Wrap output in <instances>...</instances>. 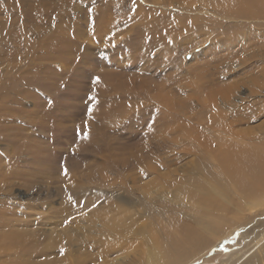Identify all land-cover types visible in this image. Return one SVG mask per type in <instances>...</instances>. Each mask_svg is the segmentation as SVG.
Listing matches in <instances>:
<instances>
[{"label": "rangeland", "instance_id": "374dc122", "mask_svg": "<svg viewBox=\"0 0 264 264\" xmlns=\"http://www.w3.org/2000/svg\"><path fill=\"white\" fill-rule=\"evenodd\" d=\"M222 3L0 0V126L26 130L10 138L34 183L0 204L48 264L139 260L177 220L197 227L187 205L201 184L212 195L196 213L228 229L184 264H227L264 232V201L241 208L210 173L222 138L264 152V19L214 15Z\"/></svg>", "mask_w": 264, "mask_h": 264}, {"label": "bare ground", "instance_id": "6f19581e", "mask_svg": "<svg viewBox=\"0 0 264 264\" xmlns=\"http://www.w3.org/2000/svg\"><path fill=\"white\" fill-rule=\"evenodd\" d=\"M260 2L262 3H255L250 0H223L222 5L217 4L216 6H213L211 11L215 13L214 15L225 16L232 19H244L245 16L249 19L260 20L264 19V0H260ZM177 20L179 19H176L173 16L172 24L174 29L181 25V22L177 23ZM177 24L179 25L177 26ZM193 25L194 24L192 23L187 24L185 27L186 32H188L191 28H195ZM258 86V92L264 89L263 83ZM258 113L259 112H257V115ZM25 131L26 130H22V133ZM22 133L14 130L12 126H0V142H4L5 144L2 151L3 155L0 156V163L4 160L6 162V165H0V195L2 193L8 194L14 187H29L31 184H34L31 183L32 178L30 176L27 175V177H24V175L20 174V172L16 170L18 166L15 158L18 154V147L22 148L24 145L20 146L19 144L16 147L13 143L14 140L12 141L10 136L14 138H23L25 135ZM231 137L232 139L222 138L218 146L211 150L213 162L210 161L209 164L211 170L210 173L216 176L214 178L212 176L211 177L216 180L217 187L221 184L224 185L225 182H227L231 184L235 190L241 192L247 203H241L240 207H246L247 210H250L255 208V206L259 207V204H261L260 202L264 201V152L254 149L249 150L238 143H234L236 140L235 135ZM260 143H262V141H260ZM27 144L34 153L33 146L29 143ZM14 148H16V151L13 150ZM29 148L27 153H29ZM40 148L44 149L42 145ZM8 152V156H5V153ZM40 157V162L44 163L46 158L44 155ZM14 166L15 168L11 169ZM226 190L227 188L223 189L224 193H226ZM197 191L198 194L195 196L197 199L193 197L194 195L192 193H189L190 196L188 198H191V201L194 199V201H192V203H188L187 215L191 219V222H193V225H197V227L199 226L200 230H198L197 227H192L188 224L186 226L178 225L180 222L177 220L176 229L174 228V231H171V234H173L171 235L168 233L167 245L162 246L159 245L160 243H155L153 247L147 249L145 254L141 253L144 255L140 256L139 260L137 259V261H132L130 264H184L190 259V257L195 255L198 250L203 248L209 236L217 235L219 237L223 234L227 228L223 222L222 225L219 223V226H214L212 221L208 220L211 219L210 217L205 219V216H209L208 214L203 216L196 213L197 210H200L197 209L196 203L205 204L203 205V208H201L205 211L207 207L205 202H207L212 195L202 187V184L199 186ZM221 194L223 195V192ZM200 200L203 201L200 202ZM193 211L195 213H192ZM11 213L12 212L9 207H3V204H0V264H48V259L45 256L46 252H44V250H38L33 240L27 238L26 234L24 235L25 232L23 230H11V224L15 220ZM109 228L111 231L119 233V231L123 230V225L120 224V222H117V220H112L109 221ZM202 230L204 231L203 233H206L207 231L209 235L203 234L201 232ZM257 236L259 239L256 238V242L249 250H247V253L244 252L238 257L234 256L227 264H257L258 260L259 264H264V255L258 259V256L254 254L259 247H262V252L264 254V232ZM33 258H35V260H33ZM37 259L41 261L37 262Z\"/></svg>", "mask_w": 264, "mask_h": 264}]
</instances>
